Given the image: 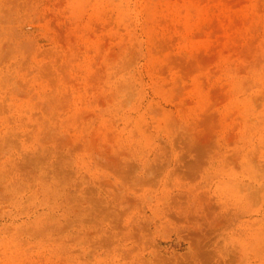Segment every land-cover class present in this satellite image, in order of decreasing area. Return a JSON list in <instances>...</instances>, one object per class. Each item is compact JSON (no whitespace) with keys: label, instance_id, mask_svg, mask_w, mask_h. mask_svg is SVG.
I'll list each match as a JSON object with an SVG mask.
<instances>
[{"label":"rangeland","instance_id":"rangeland-1","mask_svg":"<svg viewBox=\"0 0 264 264\" xmlns=\"http://www.w3.org/2000/svg\"><path fill=\"white\" fill-rule=\"evenodd\" d=\"M0 264H264V0H0Z\"/></svg>","mask_w":264,"mask_h":264}]
</instances>
